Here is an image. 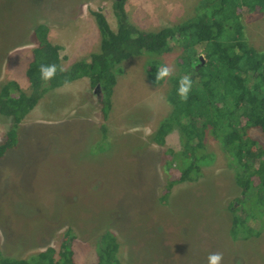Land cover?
Returning a JSON list of instances; mask_svg holds the SVG:
<instances>
[{
    "label": "rangeland",
    "instance_id": "374dc122",
    "mask_svg": "<svg viewBox=\"0 0 264 264\" xmlns=\"http://www.w3.org/2000/svg\"><path fill=\"white\" fill-rule=\"evenodd\" d=\"M115 1L0 0V86L15 80L30 91L26 69L38 23L49 27L48 39L61 47L65 67L99 51L102 28L96 14L116 32ZM199 1L122 4L132 24L155 31L193 16ZM256 5L236 10L248 44L264 52V9ZM179 53L175 45L157 58L174 74ZM147 58L132 56L115 72L105 139L99 129L102 93L88 77L46 92L18 124L15 144L0 151L4 254L23 258L47 246L58 249L70 228L74 264H92L97 237L108 229L119 242L121 264H209L208 256L215 252L223 253L221 264H264V216L253 217L261 203L234 200L243 196L217 141L206 137L213 160L202 166L197 181H188L181 180L177 158L166 152L179 154L178 131L168 133L163 144L149 140L171 105L169 83L150 82ZM10 125L0 114V143ZM246 132L264 147L259 128ZM162 194H167L163 201ZM230 202H235L234 212ZM233 216L251 228L233 234ZM245 233L251 234L240 235ZM32 244L25 251L17 248Z\"/></svg>",
    "mask_w": 264,
    "mask_h": 264
},
{
    "label": "trees",
    "instance_id": "16d2710c",
    "mask_svg": "<svg viewBox=\"0 0 264 264\" xmlns=\"http://www.w3.org/2000/svg\"><path fill=\"white\" fill-rule=\"evenodd\" d=\"M256 4L264 9V0H200L193 16L152 31L132 24L122 0H116L113 6L118 25L116 32L97 13L102 28L100 50L69 67L61 65V47L49 41L47 25L38 23L33 29L32 58L26 69L30 91L22 90L15 80L0 86V114L11 121L0 143V151L15 144L18 124L46 92L82 77H88L101 90L102 122L99 129L105 139V121L111 107L115 72L121 70L122 61L147 55V76L153 84L169 83L166 99L171 105L170 112L159 121L149 140L163 144L166 135L177 130L181 150L179 154L171 149L166 152L180 163L181 180L197 181L202 166L213 160V153L206 150L205 144L210 135L225 153L228 166L234 169V183L243 196L234 200L238 202L245 197L258 200L261 205L253 217H263L264 147L251 138L246 129L256 127L264 134V52L248 44L236 10L239 6L254 10ZM175 45L181 49L176 62L178 70L157 81L158 68L165 65L157 56L172 51ZM200 46L201 51L197 49ZM52 64L56 65L55 75L45 82L41 79L40 66ZM185 75L190 76L192 87L187 100L182 101L178 89L180 79ZM166 196L162 194L159 198L163 201ZM230 203L234 212L235 202ZM245 222L233 216L231 232L236 235L242 229L251 228ZM258 231L255 230L254 234H259ZM250 234L240 235L247 238ZM73 239L68 228L58 249L47 246L23 258L14 253L4 254L0 242V264H74ZM33 246L17 248L25 251ZM118 248L114 233L106 229L97 237L96 260L92 264H121Z\"/></svg>",
    "mask_w": 264,
    "mask_h": 264
},
{
    "label": "clouds",
    "instance_id": "9594fccd",
    "mask_svg": "<svg viewBox=\"0 0 264 264\" xmlns=\"http://www.w3.org/2000/svg\"><path fill=\"white\" fill-rule=\"evenodd\" d=\"M40 74H41V79L43 81H48L50 80L56 72V65H41L40 66ZM64 69L61 68V71ZM174 72V68L164 65L158 68L157 75H156V80L160 81L165 79L166 77L172 75ZM192 87V80L190 76H183L180 79V86L178 89V95L180 96V99L182 101H186L188 97V93L191 90ZM223 259V253L220 252H215V253H210L208 256V262L209 264H221V261Z\"/></svg>",
    "mask_w": 264,
    "mask_h": 264
},
{
    "label": "crops",
    "instance_id": "0c3cea01",
    "mask_svg": "<svg viewBox=\"0 0 264 264\" xmlns=\"http://www.w3.org/2000/svg\"><path fill=\"white\" fill-rule=\"evenodd\" d=\"M48 30H49V27H48ZM48 33H49V31H48ZM47 37H48V34H47ZM31 44V43H30ZM61 50V49H60ZM61 55V54H60ZM61 57V56H60ZM61 65H62V62H61ZM63 66V65H62ZM63 67H65V66H63ZM84 78V77H83Z\"/></svg>",
    "mask_w": 264,
    "mask_h": 264
},
{
    "label": "water",
    "instance_id": "95a60500",
    "mask_svg": "<svg viewBox=\"0 0 264 264\" xmlns=\"http://www.w3.org/2000/svg\"><path fill=\"white\" fill-rule=\"evenodd\" d=\"M95 88H99V86L97 85Z\"/></svg>",
    "mask_w": 264,
    "mask_h": 264
}]
</instances>
